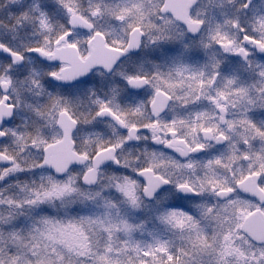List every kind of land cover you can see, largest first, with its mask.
Wrapping results in <instances>:
<instances>
[{
    "label": "snow or ice",
    "instance_id": "6c2138e0",
    "mask_svg": "<svg viewBox=\"0 0 264 264\" xmlns=\"http://www.w3.org/2000/svg\"><path fill=\"white\" fill-rule=\"evenodd\" d=\"M0 264H264V0H0Z\"/></svg>",
    "mask_w": 264,
    "mask_h": 264
}]
</instances>
